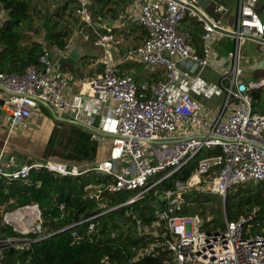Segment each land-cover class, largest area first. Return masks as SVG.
<instances>
[{
  "label": "built area",
  "instance_id": "obj_1",
  "mask_svg": "<svg viewBox=\"0 0 264 264\" xmlns=\"http://www.w3.org/2000/svg\"><path fill=\"white\" fill-rule=\"evenodd\" d=\"M72 1L76 3L73 17L79 23L82 40L101 51L104 70L88 86L92 98L102 107L112 105L111 112L96 127L102 139L109 140L108 158L84 170L50 159L8 169L1 164L3 152H0V178L26 183L32 171L77 177L91 170L111 178L103 192L133 193L115 208L139 202L151 192L157 202H150L155 208V220L143 231L164 241L137 249L133 262L156 256V248L161 247L169 254L161 264H264V228L259 233L249 232L253 213L226 220L224 228L208 231L203 229L208 220L204 222L197 214H182L184 208L193 205L185 198L193 192L224 198L227 191L238 185L264 182V114L254 112L251 99L252 91L264 87V77L246 80L240 66L243 42L264 45V23L256 11L259 0H237L231 29L223 27L220 18L208 17L198 0L137 3L135 23L145 30L146 38L127 52L126 60L159 69L163 76L140 84L117 74L110 54L115 42L112 27L94 21L91 0ZM186 18L201 25L198 38L183 29ZM122 19L120 15L118 20ZM216 37L231 39L234 49L229 57L218 59V87L224 94V103L218 111L210 112L192 92L198 90L201 73L216 63L211 48ZM68 83V74L52 62L45 44L39 66H26L21 73L0 71V90L4 94L0 98L1 110L7 116L9 133L37 118L42 105L58 116L81 123L84 96L81 93L67 96ZM216 148L220 154L199 159L185 181L158 189L162 181L171 178L201 150ZM117 162L126 166L119 170ZM156 175L161 177L154 179ZM90 197L97 196L90 193ZM16 213L21 216L15 217ZM2 221L16 233L37 237L35 240L11 238L7 239L8 243L21 242L28 246L50 236L37 204L4 213ZM137 224L140 233L142 229ZM92 231L90 225L88 233Z\"/></svg>",
  "mask_w": 264,
  "mask_h": 264
},
{
  "label": "trees",
  "instance_id": "obj_2",
  "mask_svg": "<svg viewBox=\"0 0 264 264\" xmlns=\"http://www.w3.org/2000/svg\"><path fill=\"white\" fill-rule=\"evenodd\" d=\"M96 2L99 4L100 0ZM0 5L7 16L0 24V71L21 73L26 66H39L43 44L29 35L31 31L37 34L42 30L43 41L50 47L61 51L65 49L70 32L67 26L64 27L61 23L66 21L64 20L66 14L73 16L75 2L62 0L61 5L52 11L44 9L45 13H41L35 7L32 8L26 0H0ZM92 15L96 17L97 13L93 10ZM34 19L42 20L39 27L34 28L36 25ZM232 50L231 43L228 51ZM255 92L258 91L251 92L253 98L257 94ZM67 127L69 130L67 134L63 133L60 138L50 137L43 153L44 158L50 157L68 163L92 161L97 154L100 141L96 140L92 133L77 126ZM52 141L59 143V146H54L53 143L51 145ZM219 154L220 150L217 148L201 150L171 178L162 181L158 189H168L177 181H185L194 171L199 159ZM160 177L161 175H156L154 179ZM110 179L109 176L91 170L77 177H61L46 171L39 173L32 171L26 183L0 178V263L103 264V261H107L109 264H161L165 261L169 257L168 252L157 247L156 256H145L133 262L132 258L137 249L147 244H161L164 241L160 236L155 238L143 231L150 228L155 220V208L150 202L154 201L155 204L157 202L149 192L139 202L115 208L133 193L111 195L103 192ZM100 190L101 195L100 193L97 195ZM93 192L97 197H90V193ZM185 198L193 203L182 211L183 215L189 216L196 215V208H202L211 200L208 194L198 192H193ZM99 199L106 200L104 208L98 207ZM30 204L39 206L42 223L49 229L50 236L28 246L21 242L19 245L6 242L11 238L27 237L31 240L37 238L32 234L16 233L2 221L4 213ZM61 206L63 209H60ZM222 206L223 213L215 214V217L208 221L202 209L200 216L206 221L203 226L205 231L224 228L226 220H237L253 213L254 218L249 222V232L252 234L261 232L264 228V182H248L232 188L223 198ZM137 222L142 229L140 233ZM90 225H93V231L88 233ZM161 232L159 231V234Z\"/></svg>",
  "mask_w": 264,
  "mask_h": 264
},
{
  "label": "crops",
  "instance_id": "obj_3",
  "mask_svg": "<svg viewBox=\"0 0 264 264\" xmlns=\"http://www.w3.org/2000/svg\"><path fill=\"white\" fill-rule=\"evenodd\" d=\"M203 1H205L203 4L199 2L202 11L210 18H220L223 27L231 29L236 16L237 0ZM142 2L143 0H100V3L98 4L96 0H93L91 1L90 6L91 12L94 10L97 13L96 17L92 16L98 25L112 27L115 42L110 49V54L111 59L116 66L117 74L130 77L138 84L156 81L163 77L162 72L159 71V69H152L136 61L126 60L127 52L141 44L146 38L145 30L135 23L136 14L138 13L137 3ZM217 9L219 10L217 11ZM256 11L260 20L264 23V0L258 1ZM120 15L123 16L122 20H118ZM6 17V14L0 9V23ZM182 27L196 38H198V35L202 32L201 25L191 18H186ZM37 41L46 45L52 62L57 65L62 72L68 74L69 83L67 96L70 97L79 93L84 96V112L80 117L81 123L77 124L67 116L53 115L51 110L42 105L40 107V115L37 118L31 119L21 125L18 134H14L13 132L9 133L8 119L1 110L2 101L0 99V152H3L1 164L8 169H14L26 164L27 161H40L31 158V156L28 155V153L32 151V149L27 148L29 144L28 141L33 139V136H35V140L37 141L38 139L42 141L47 139L48 141L50 137L60 138L63 133H68L69 130L67 126L74 125L84 131L92 133L94 138L100 141L98 143L97 154L90 162L62 163L76 165L81 170L89 169L94 164L106 160L110 149V143L103 141L101 135L97 134L94 130H96V127L99 125L102 118L111 112L112 105L102 107L92 98L88 86L89 81L103 71V66L100 62L101 51L95 48L90 42H84L80 36H71V34L67 40L66 48L63 51L58 50L55 47H50L43 40L38 39ZM231 43L234 49L233 41L227 37H216L211 42V48L216 55V63L201 73L198 90L192 92V95L206 110L207 108H205L203 101H206L207 99L204 98H209L212 93L219 92L218 82L220 62L218 59H220V57H229L233 52V50L232 52L228 51V46ZM256 44L259 46L261 45L258 43ZM200 47L201 45L198 43L197 49H200ZM241 68L246 80L264 77L263 57H259L249 68L243 66ZM262 89L255 92L257 94L254 98L251 95L253 110L259 114H264V96L259 93ZM3 96L4 94L0 90V98ZM37 120H41V123L37 124ZM43 134H45V136ZM104 145L105 149L102 150ZM100 151L102 154L104 151V154L102 155V159L98 160L97 155H100ZM44 159L57 161L50 157Z\"/></svg>",
  "mask_w": 264,
  "mask_h": 264
},
{
  "label": "rangeland",
  "instance_id": "obj_4",
  "mask_svg": "<svg viewBox=\"0 0 264 264\" xmlns=\"http://www.w3.org/2000/svg\"><path fill=\"white\" fill-rule=\"evenodd\" d=\"M26 1L30 4V6L32 8L35 7L41 13H45L44 9H48L49 11H52L54 8L60 6L61 2H62V0H26ZM204 2L205 1L200 0L201 4H203ZM64 20H66V21H62L61 25L64 27H65V25L67 26L66 28H67V30H69L71 36L75 35L76 37L77 36L79 37L80 36L79 30H78L79 23L76 22L75 18L73 16L70 17L69 15L66 14V17L64 18ZM41 21L42 20H40V19L35 20L36 25L34 26V28L39 27V25H41L40 24ZM67 23H68V25H67ZM29 33H30L29 35L33 36V38L36 40H38V39L44 40V32L42 30H39L37 34L33 33L32 31ZM259 57H263V59H264V45L259 46L256 43H253L250 41L243 42V45L241 47V52H240V66L241 67L243 66L245 68H249L252 65V63H254ZM218 91L219 92L212 93V95L209 98L208 97L204 98L207 100L203 101V104L205 105V108H207V110L210 112L218 111L224 103V94H223V92H221L219 87H218ZM259 93L262 96H264V88ZM217 106H219V107H217ZM36 122H37V124H39V123H41V120H37ZM36 122H33V123H36ZM21 125H23V124H21ZM21 125L16 126V128L13 131L14 134H18L19 127ZM43 135L45 136V134H43ZM102 140L109 143V140H106V139H102ZM47 142H48L47 139H44L43 141L38 139V141H37V140H35V136H33V139L28 141L29 144H28L27 148L32 149V151H30L28 153V155L31 156V158H35L36 160L44 159L42 154H43V151L45 150V148L47 147V144H48ZM52 143H53V141L51 142V145H52ZM53 144H55L54 146H59V143H57V142H54ZM104 149H105V145H104V148H102V150H104ZM103 154H104V151H103ZM103 154L100 151V155H97V159L101 160ZM125 166H126L125 163H121V162L116 163V167L119 170ZM205 195H207V194H205ZM208 196L211 197V200H209V202L205 203L202 206V208H196V212H195L197 215L199 214L198 216L204 222H205V219L202 216H200V212L202 211V209L205 212V214L207 215L206 220H211L212 218L215 217V214H217V213L218 214L223 213V206H222L223 197H220L218 195H208ZM219 201H220V203H219ZM105 206H106V200L105 199H99L98 200V207L104 208ZM223 219L225 220L224 215H223Z\"/></svg>",
  "mask_w": 264,
  "mask_h": 264
},
{
  "label": "water",
  "instance_id": "obj_5",
  "mask_svg": "<svg viewBox=\"0 0 264 264\" xmlns=\"http://www.w3.org/2000/svg\"><path fill=\"white\" fill-rule=\"evenodd\" d=\"M199 2H200V0H198ZM44 106H46V105H44ZM47 107V106H46ZM49 110H51L52 111V109H50L49 107H47ZM52 113H53V115H54V112L52 111ZM97 134H99V132L97 131V130H94ZM26 164L27 165H29L30 164V161H27L26 162Z\"/></svg>",
  "mask_w": 264,
  "mask_h": 264
},
{
  "label": "bare ground",
  "instance_id": "obj_6",
  "mask_svg": "<svg viewBox=\"0 0 264 264\" xmlns=\"http://www.w3.org/2000/svg\"><path fill=\"white\" fill-rule=\"evenodd\" d=\"M14 216H15V217H20L21 214H20V213H16V214H14Z\"/></svg>",
  "mask_w": 264,
  "mask_h": 264
}]
</instances>
